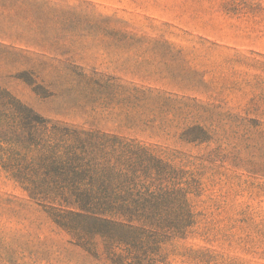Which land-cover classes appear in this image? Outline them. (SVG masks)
<instances>
[{
  "label": "rangeland",
  "instance_id": "obj_1",
  "mask_svg": "<svg viewBox=\"0 0 264 264\" xmlns=\"http://www.w3.org/2000/svg\"><path fill=\"white\" fill-rule=\"evenodd\" d=\"M0 86L45 119L136 139L201 191L157 264H264V0H0ZM201 127L207 142L182 133ZM0 264H108L0 168Z\"/></svg>",
  "mask_w": 264,
  "mask_h": 264
},
{
  "label": "trees",
  "instance_id": "obj_2",
  "mask_svg": "<svg viewBox=\"0 0 264 264\" xmlns=\"http://www.w3.org/2000/svg\"><path fill=\"white\" fill-rule=\"evenodd\" d=\"M207 142L201 127L180 137ZM0 168L71 242L108 264H157L195 226L201 191L178 163L118 134L45 119L0 86Z\"/></svg>",
  "mask_w": 264,
  "mask_h": 264
}]
</instances>
